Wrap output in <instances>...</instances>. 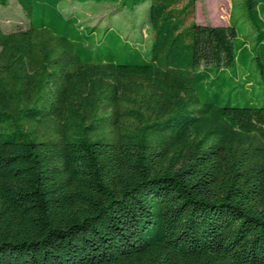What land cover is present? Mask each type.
Returning a JSON list of instances; mask_svg holds the SVG:
<instances>
[{
  "label": "trees",
  "instance_id": "obj_1",
  "mask_svg": "<svg viewBox=\"0 0 264 264\" xmlns=\"http://www.w3.org/2000/svg\"><path fill=\"white\" fill-rule=\"evenodd\" d=\"M17 1L29 26H0V264H264V0L227 25L195 21L198 0ZM70 1H149V52Z\"/></svg>",
  "mask_w": 264,
  "mask_h": 264
},
{
  "label": "rangeland",
  "instance_id": "obj_2",
  "mask_svg": "<svg viewBox=\"0 0 264 264\" xmlns=\"http://www.w3.org/2000/svg\"><path fill=\"white\" fill-rule=\"evenodd\" d=\"M241 2L242 0H198L194 19L204 24L227 25L233 10L236 17L240 18L242 15ZM149 7L148 1L130 12L129 8L124 9L119 4L93 5L70 1L62 6V10L66 16H77L84 26L97 27L100 36L110 26L125 38L131 39L147 54L153 37L148 21ZM0 26L5 31L29 26V19L17 0H10L6 6L0 5Z\"/></svg>",
  "mask_w": 264,
  "mask_h": 264
}]
</instances>
